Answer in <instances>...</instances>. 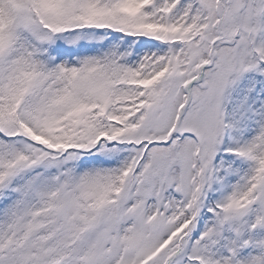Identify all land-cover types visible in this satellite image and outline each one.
<instances>
[{
	"label": "snow or ice",
	"instance_id": "snow-or-ice-1",
	"mask_svg": "<svg viewBox=\"0 0 264 264\" xmlns=\"http://www.w3.org/2000/svg\"><path fill=\"white\" fill-rule=\"evenodd\" d=\"M0 264H264V0H0Z\"/></svg>",
	"mask_w": 264,
	"mask_h": 264
}]
</instances>
